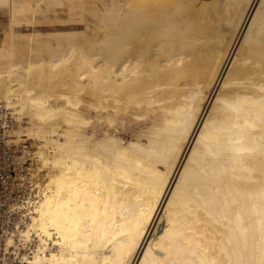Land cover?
<instances>
[{
	"label": "bare ground",
	"instance_id": "6f19581e",
	"mask_svg": "<svg viewBox=\"0 0 264 264\" xmlns=\"http://www.w3.org/2000/svg\"><path fill=\"white\" fill-rule=\"evenodd\" d=\"M0 9L19 41L0 44V99L37 141L20 264H264V0ZM59 18L76 28L13 31ZM121 117L147 124L124 140Z\"/></svg>",
	"mask_w": 264,
	"mask_h": 264
},
{
	"label": "rangeland",
	"instance_id": "374dc122",
	"mask_svg": "<svg viewBox=\"0 0 264 264\" xmlns=\"http://www.w3.org/2000/svg\"><path fill=\"white\" fill-rule=\"evenodd\" d=\"M0 13H1L0 44H1V41L11 43L13 39L7 37L8 36L7 34H9V32L5 31V29L9 25L8 12L6 9H0ZM21 20L22 19L17 21L15 28L13 30L16 35L17 34L18 35L19 34L25 35V34H28L29 32H32V31H54V29L55 30H68V29H75L76 28L75 26H73L67 22H64L63 18L62 19L59 18V20L54 21L52 24L51 23H49V24L48 23L47 24L42 23V24H40V26H42V27H38V26L32 27L29 20H22V21ZM61 22H62V24H61ZM10 33H13V32L11 31ZM14 41L15 42L17 41L16 43L19 44L18 40H13V42ZM32 77H33V75H32ZM32 77L30 76L29 78H32ZM32 80H33V78H32ZM43 83H44V81H43ZM56 83H58V84L56 85ZM45 84H47L46 81H45ZM54 84H55V86H54L53 90L60 92L61 89L57 88L60 83L58 81L57 82L55 81ZM60 88H62V86H60ZM56 89H58V90H56ZM89 99H90L89 95L87 96L86 94H84V101L88 102ZM87 102H86V104H87ZM5 104L6 103L4 101H2V99H0V114H1L2 119L5 116H9L12 118L14 117V118H13L12 125L10 123L9 128L5 132V133H7V135H3V137H2V146L0 149V171L2 174V176H1V188H0V210H1V249H0L1 250L0 251L1 252V255H0L1 261H0V264H20L19 260H17L18 258H17V255H15V252L18 251L21 254L23 252L28 253V252H30L29 248H30L31 244L23 246V245H21L22 243L19 242V238L17 236H15L16 235L15 234L16 228L17 227L22 228L23 227L22 221L26 219V217L22 216V212L19 211L20 209L18 206L21 204V201H24V199L31 196V192H32V191H30L32 187L29 186V184H25L26 182L24 180H23L24 182H22L21 178L25 176L24 174L28 171V168H30L29 167L30 159L32 158V156L35 152V147H34L35 144L34 143H37V141L35 139H33L31 136L27 137L23 133H19L20 134L19 135L18 133L15 132L16 134H14L13 131H17V130L21 131L20 130L21 127H19V129L17 128L21 123H22L21 124L22 129L25 126L26 127L30 126L29 122L26 123V121H29L28 116L26 113L16 115L15 112H17V111L13 110L14 109L13 107H10V108L8 107L9 109H7V106H6V108H5ZM84 107H86V106H84ZM85 110H86V112H85ZM85 110H83V113L85 116L90 117V118H91V116L93 117V121H95V123H94L95 128L94 129L96 130L98 135H101L106 130L110 131V129H108V126L106 125V123H102L100 116L97 115L94 110H92V109L89 110L88 107ZM14 115L17 118L16 120H15ZM120 119L122 121L119 122L120 120L118 119L119 123L117 122V119H116L115 123H116L117 129L115 130V132L118 136H120L124 140L134 138V137H138V135L144 129V126L147 124V121L144 123V122L135 121L132 118H127V117H121ZM16 128H17V130H16ZM16 135H18V136L16 137ZM19 136L21 138H19V140H18ZM15 139L18 140L17 143H16ZM16 174L17 175L19 174L20 176L18 175L19 176L18 177ZM21 175H22V177H21ZM13 204L16 207H14ZM12 206H13V208H12ZM18 222H20V223H18ZM16 223L18 225H16ZM10 237L14 238V241L18 245L20 251L15 249V247L7 246V240ZM22 246L26 247V248L21 249Z\"/></svg>",
	"mask_w": 264,
	"mask_h": 264
},
{
	"label": "built area",
	"instance_id": "2783aa9c",
	"mask_svg": "<svg viewBox=\"0 0 264 264\" xmlns=\"http://www.w3.org/2000/svg\"><path fill=\"white\" fill-rule=\"evenodd\" d=\"M10 123H11V125L13 123V118L12 117L5 116L2 119L1 114H0V149H1V146H2V137H3V135H7V133H5V132L9 128V124ZM1 176H2V174H1V171H0V188H1ZM0 249H1V210H0ZM0 255H1V252H0ZM0 261H1V256H0Z\"/></svg>",
	"mask_w": 264,
	"mask_h": 264
},
{
	"label": "crops",
	"instance_id": "0c3cea01",
	"mask_svg": "<svg viewBox=\"0 0 264 264\" xmlns=\"http://www.w3.org/2000/svg\"><path fill=\"white\" fill-rule=\"evenodd\" d=\"M0 20H1V13H0Z\"/></svg>",
	"mask_w": 264,
	"mask_h": 264
}]
</instances>
